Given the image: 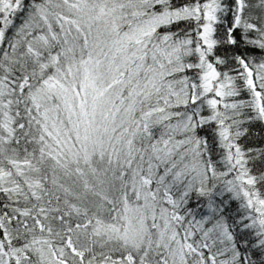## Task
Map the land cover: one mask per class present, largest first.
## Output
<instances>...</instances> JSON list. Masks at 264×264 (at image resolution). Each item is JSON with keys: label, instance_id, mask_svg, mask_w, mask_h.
I'll list each match as a JSON object with an SVG mask.
<instances>
[{"label": "snow or ice", "instance_id": "snow-or-ice-1", "mask_svg": "<svg viewBox=\"0 0 264 264\" xmlns=\"http://www.w3.org/2000/svg\"><path fill=\"white\" fill-rule=\"evenodd\" d=\"M0 264H264V0H0Z\"/></svg>", "mask_w": 264, "mask_h": 264}]
</instances>
